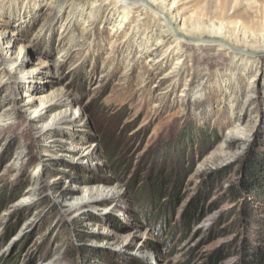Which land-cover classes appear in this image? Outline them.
Here are the masks:
<instances>
[{
	"label": "rangeland",
	"instance_id": "374dc122",
	"mask_svg": "<svg viewBox=\"0 0 264 264\" xmlns=\"http://www.w3.org/2000/svg\"><path fill=\"white\" fill-rule=\"evenodd\" d=\"M229 1L178 0L189 32L153 58L162 20L117 30L118 6L143 0H0V264H241L264 245V50L244 73L205 45L238 30L259 45L264 0L227 21ZM69 108L81 119L47 128ZM158 173L181 184L164 214L138 198Z\"/></svg>",
	"mask_w": 264,
	"mask_h": 264
},
{
	"label": "bare ground",
	"instance_id": "6f19581e",
	"mask_svg": "<svg viewBox=\"0 0 264 264\" xmlns=\"http://www.w3.org/2000/svg\"><path fill=\"white\" fill-rule=\"evenodd\" d=\"M142 2L143 7L140 10H136L135 12H131V7L127 5L123 6H118L121 8L120 14L118 15V20H117V30L120 27H123L126 24L127 19L131 16V14H136L137 19L139 20H148L150 17H154L157 19L162 20V25H161V31H160V39L158 41V44L153 46L149 51L151 54V57L156 56L160 49V43H168L167 41H170L169 43H172L175 41L173 44V47L178 48L180 46V41L178 40L179 37L180 39L184 35V33L189 32L186 31L184 25L177 28L175 25L178 23V19L175 16L176 12L175 9L172 10V7L177 4L178 0H143ZM166 2H170L166 6ZM144 3V4H143ZM245 5V4H244ZM242 6L241 2L239 0H234V1H229L227 2L222 11V18L224 20L230 21L232 14H230V11L235 9L236 7ZM150 10L152 11L151 14ZM175 15H174V14ZM117 33V31H116ZM264 36V35H263ZM240 38V39H238ZM253 38H250L247 40L246 34L242 32V30H238L236 38H229L228 36H225L221 33H217L213 36H208L207 39H205V45L214 43L220 47H225L226 49H229L232 51V58L235 62H237L239 65V68L244 72L247 73L249 72L250 69L255 68V54L260 52L261 50H264V41L260 42L261 40H264V38L260 39L258 43L259 45L255 46L250 44V41H252ZM255 37V41H256ZM207 40H210L207 42ZM168 43V44H169ZM208 45V46H209ZM170 48V47H169ZM168 52V48L164 51V54ZM161 53V52H160ZM164 54L160 55L162 58ZM251 54V56L249 55ZM180 57H177L178 59L176 60L174 64L175 69H179L178 65H180L183 62V57L179 54ZM155 58V57H153ZM254 80V79H252ZM63 101L61 99H58L57 101H50L47 102L46 104L52 106H57V105H63ZM71 112L70 115L67 114V112ZM34 117H37L41 115L40 113L38 114L37 112L33 113ZM81 119V114L79 111H75L71 108L66 110V113H61L58 112L55 114V118L53 121L47 125L48 127H53V126H59L62 124H66V122H75L76 120ZM89 195H84L82 200H80L79 203L86 202L89 200Z\"/></svg>",
	"mask_w": 264,
	"mask_h": 264
},
{
	"label": "trees",
	"instance_id": "16d2710c",
	"mask_svg": "<svg viewBox=\"0 0 264 264\" xmlns=\"http://www.w3.org/2000/svg\"><path fill=\"white\" fill-rule=\"evenodd\" d=\"M258 168L259 167L257 163L247 168L245 172L247 180L256 178L255 175H258ZM168 185V178L161 173H158L154 177L149 178V180L146 181L145 189L138 195L141 205H144L147 208L149 206L159 207L160 210H162L161 212L163 214L165 213V210H174L180 199V196H178L179 194L175 192H177L181 188V184L179 183L177 185L174 192L167 189ZM233 193L235 194L236 192ZM201 211V205L198 201H193L188 204L187 209H185L181 218L185 231L189 230L193 223L196 222ZM208 259L210 261V264H217L219 261H222L224 259L223 253H213L212 256H210ZM240 263L264 264V245L252 249L247 248L244 251V255Z\"/></svg>",
	"mask_w": 264,
	"mask_h": 264
}]
</instances>
